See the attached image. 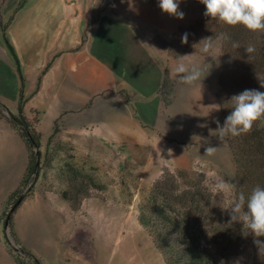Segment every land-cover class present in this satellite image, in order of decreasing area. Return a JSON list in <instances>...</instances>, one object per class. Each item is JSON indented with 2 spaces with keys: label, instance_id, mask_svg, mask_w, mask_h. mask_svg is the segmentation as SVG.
I'll use <instances>...</instances> for the list:
<instances>
[{
  "label": "rangeland",
  "instance_id": "374dc122",
  "mask_svg": "<svg viewBox=\"0 0 264 264\" xmlns=\"http://www.w3.org/2000/svg\"><path fill=\"white\" fill-rule=\"evenodd\" d=\"M15 1L0 0V15L10 11L9 19L0 24L12 22L20 6L28 7L25 23L11 31L10 37L21 54L26 95L32 96L25 114L43 141L40 158L36 161L31 152L27 157L22 138L0 119V209L4 205L0 264H36L25 257L23 249L41 264H165L139 216L153 196L160 199L153 194L154 187L168 178L176 180L179 192L196 185L203 194L212 195L203 215L208 220L192 213L195 229L189 231L213 237L210 243L199 245V251H205L207 243L209 264L237 260L264 264L263 256L254 251L250 230L242 223L229 222L239 182L229 136L220 142L214 132L216 121L223 125L226 118L217 96L223 79L227 85L232 80L238 83L243 69L241 62L233 63L225 56L221 37H207L201 31L205 6L199 0H181V20L164 13L158 0H72L75 14L94 13L78 49L101 16L109 14L97 27L92 47L114 70L123 71V79L131 86L99 92L85 102L82 89H58L61 83L73 81L74 70L66 67L67 75L56 70L42 94L33 95L44 74L40 69L49 51L60 47L57 36L72 12L62 9L61 0H19V10ZM44 17L47 43L40 31ZM184 33H188L187 44L181 40ZM205 38H213L208 52L199 45ZM0 48V73L10 90L0 89V96L17 114L19 81L16 71L10 70L13 59L2 37ZM179 56H186L184 63L190 68H210L202 84L188 87L180 82ZM209 143L218 147L212 156L204 151ZM221 182L234 188L220 191ZM231 236L234 241L239 238L238 245H228Z\"/></svg>",
  "mask_w": 264,
  "mask_h": 264
},
{
  "label": "trees",
  "instance_id": "16d2710c",
  "mask_svg": "<svg viewBox=\"0 0 264 264\" xmlns=\"http://www.w3.org/2000/svg\"><path fill=\"white\" fill-rule=\"evenodd\" d=\"M204 21L201 27L204 35L207 37H221L224 41L225 56L227 55L233 63H237V60L242 63L243 73L238 82L240 84L232 80V83L227 85L224 79L221 78V82L223 79L222 87L217 97L220 100L223 114L227 117L233 107L232 104L228 103L233 95H238L246 89H256L264 92V87H261V83H264V31L252 32L242 25L232 27L206 16ZM2 30L5 44L17 66L21 88L18 113H12L8 106L0 101V119H5L17 131L24 141L28 152L34 153V158L37 161L41 156L42 135L35 129L25 114L27 102L24 94L25 79L19 58L6 37V26ZM234 42L239 43L240 47L234 48L232 46ZM249 45L255 48L251 58H248L244 51V48ZM51 64V62L48 63L44 74ZM54 130L56 133V126ZM229 142L234 155L236 177L239 182L238 196L243 192L247 198L256 186L264 187V126L262 127L257 122L252 131L247 134L239 137H231L229 135ZM192 188L193 190L188 186V191L179 192L176 180L168 178L163 182L157 183L154 187L153 194L159 196L160 199L152 195L153 197L148 201V205L141 208L139 222L153 237L154 245L160 251L165 264H209L210 256L206 244L210 243L213 237L207 234L203 235L201 231L198 232V235L195 234L196 232L190 235L189 231L195 229L192 228V223L190 222L192 217L196 216L192 215V213H199L200 216H203L206 207L211 205L212 195L203 194L201 191L202 187L196 188V185H193ZM19 200H23V198L21 197ZM166 206L171 212L167 211V208L164 209ZM177 206H179L180 210H178ZM15 209L16 207L13 211ZM173 214H175L176 218L181 219L176 220ZM203 217L206 220L209 218L208 215ZM228 233L225 232V234ZM232 238L234 236L229 238V242L227 241L228 245H238L237 241L239 238L236 241L231 240ZM254 239L253 236L252 241ZM261 239H264V237ZM202 241L204 243L207 242L205 251H199V245ZM254 247V251L258 253L255 244ZM22 252L25 253V257L30 261L41 264L33 254L26 252L24 249ZM260 256H263L262 258L264 259V254H260ZM19 264L22 263L19 261Z\"/></svg>",
  "mask_w": 264,
  "mask_h": 264
},
{
  "label": "clouds",
  "instance_id": "9594fccd",
  "mask_svg": "<svg viewBox=\"0 0 264 264\" xmlns=\"http://www.w3.org/2000/svg\"><path fill=\"white\" fill-rule=\"evenodd\" d=\"M161 10L170 16L184 19V13L179 10L181 0H158ZM206 11L204 15L211 17L224 24L235 27L244 26L252 32L264 31V0H199ZM182 43H188V33L181 37ZM213 38H205L200 41L203 52H208L212 47ZM197 45H194L196 47ZM234 48H239V43H233ZM248 58L255 51L252 45L244 48ZM186 56H179L177 60L176 73L179 80L185 86L192 87L202 84L210 68L189 67L184 63ZM75 70V69H74ZM264 87V83H261ZM233 105L230 114L225 118L223 125L216 121L220 142L226 136L239 137L252 131L254 125L259 122L264 124V92L256 89H246L238 95H233L228 102ZM211 132V130H210ZM213 133V132H212ZM218 147L209 143L205 148V155L212 156ZM220 191L232 190L234 185L221 182L217 185ZM230 224L242 223L254 236L253 243L259 254H264V187L256 186L251 193L245 197L241 192L230 210ZM221 264H225L221 261ZM234 264H240L237 260Z\"/></svg>",
  "mask_w": 264,
  "mask_h": 264
},
{
  "label": "crops",
  "instance_id": "0c3cea01",
  "mask_svg": "<svg viewBox=\"0 0 264 264\" xmlns=\"http://www.w3.org/2000/svg\"><path fill=\"white\" fill-rule=\"evenodd\" d=\"M35 1H37V0H35ZM61 1H63V2H61L63 4L62 9L67 14L71 13V12H72V14L71 15L68 14L67 21L64 20V22H63V24L65 22H67V24L64 26L65 29L62 31V33L60 35L57 36V42L56 43H60V47L58 49L53 48L49 51L48 60L52 61L54 59V61L51 64L50 68L45 72V74H43L41 82H40L39 86L36 88V91L33 95L36 97H39L42 94V92L47 87L46 85H47L48 78L56 70H59L61 72V74L64 76L67 75L64 73L65 67L68 69H72V70L75 69L74 70V76L72 78L73 81L71 83H67L66 85L61 83V85L58 86V89H60L61 92H62V90H65L67 87H77L79 90L82 89V91L84 92V101L86 100L85 102L89 101V99H91L97 93L107 91L108 89L110 90L113 88L120 87V89L124 90L123 87H131L123 79L124 78L123 71L117 72L116 70H114L113 67L106 61V58L98 55L93 50V47H92L94 45L95 41L97 40V36H98V35H96L97 27L99 26L100 22H102L103 20H105L109 16V14H108V16L106 14L101 16L100 21L98 23H96L94 26L95 29H94L93 33L88 35V40L85 43V45L81 49H78L79 43H81V36H82L83 30L86 29L87 23L89 21H90V23L92 22V18H93L92 14H94V13L91 11V13H88V15L84 16L82 11H77V13L75 14L76 9H75L74 5L72 6V3H71L72 0H61ZM18 2H19V0L15 1L16 7L18 5ZM120 2H121V0H120ZM27 8L28 7H26V6H25V8H22L20 6L21 11L18 12V15L16 17H14V20L12 22L10 21L11 23L10 22L8 24L3 23L2 26L0 24V37H2V40L5 44L2 28L4 26H6V37L9 40V42L12 44V46H13V48H14V50H15L18 58H19L23 76H25V74L23 71L24 68H22L23 65H22L21 54H20V51L18 50L19 48H17L15 46V44L11 41L10 33H11V31L15 30L17 27H20L25 23L24 14L26 15L27 10H28ZM17 9L19 10V7H17ZM116 9H118V8H116ZM119 9H121V7H119ZM69 10H71V11L68 12ZM113 10H115V8ZM6 15L7 16H5V11H3L1 13V15H0L1 22H4L7 19H9L10 11ZM88 18H89V20H88ZM115 18H118V17L115 16ZM120 18H121V16H120ZM118 20H120V19H118ZM40 26H41V28H40L41 35H43V38H45L44 40H46V43H47L46 34L48 31H47V18L46 17L41 19V25ZM94 27H92V28H94ZM26 28L29 29L28 34L30 35L31 25L29 24V28L28 27H26ZM40 39H41V37L39 38L38 42L41 43L43 40H40ZM29 41H30V39H29ZM5 47H6V49H5L6 52L8 51L11 58L13 59V57H12L10 51L8 50L6 44H5ZM41 48H43V47L41 46ZM59 51L64 52V53L56 56V58H52V56ZM0 58H1V56H0ZM48 60H47L46 64L42 65L40 71L45 70L46 66L50 62ZM11 62L13 65H12V68H10V67L9 68L11 71L13 70V72L16 71L15 77H18V81H19V83H17V91H16L18 101H19V92H20V88H21L20 87V80H19V76L17 73V66L15 63V60L13 59V61H11ZM2 64L3 63L0 62V68L2 67ZM43 67H44V69H43ZM62 71L64 74L62 73ZM25 78L26 77H24V79ZM0 89L2 91H4V90L10 91L9 86L7 84V80L5 78H3L1 73H0ZM26 90H27V81L25 79L24 94H25V98H27L26 99L27 103L25 105V112H26V108L28 106L30 99H32V96L28 97L29 95L28 94L26 95ZM78 100H80V99L77 98V100H75V101H78ZM0 101L3 103L5 102L4 98L2 96H0ZM84 101L82 100V102H84ZM86 104L87 103H84V104L79 105V106L83 107ZM79 106H77V107H79ZM42 141H43V135H42L41 142ZM25 148H26V153H27V157H28V150H27L26 145H25ZM3 207H4V205H2L0 210H2Z\"/></svg>",
  "mask_w": 264,
  "mask_h": 264
},
{
  "label": "water",
  "instance_id": "95a60500",
  "mask_svg": "<svg viewBox=\"0 0 264 264\" xmlns=\"http://www.w3.org/2000/svg\"><path fill=\"white\" fill-rule=\"evenodd\" d=\"M20 203H21V200H19L13 208H15V207H16L17 205H19ZM12 212H13V211H11V213H12ZM9 221H10V215H9V216L7 217V219H6V223H5V228H6V229H8ZM7 236H8V238L10 239L11 243L14 244V241L12 240V238L10 237V235H9L8 233H7Z\"/></svg>",
  "mask_w": 264,
  "mask_h": 264
}]
</instances>
